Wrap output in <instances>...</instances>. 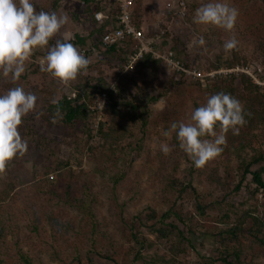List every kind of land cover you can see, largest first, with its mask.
<instances>
[{
	"label": "rangeland",
	"instance_id": "374dc122",
	"mask_svg": "<svg viewBox=\"0 0 264 264\" xmlns=\"http://www.w3.org/2000/svg\"><path fill=\"white\" fill-rule=\"evenodd\" d=\"M203 2L135 0L132 9L154 48L214 73L199 78L150 58L128 66L133 41L103 45L93 14L110 15L115 0H33L69 16L49 44L70 41L90 63L62 82L41 71L47 49L37 47L17 81L0 74V94L22 86L37 96L18 126L28 150L0 171V264H264V192L250 174L264 180V0H230L239 9L232 33L193 22ZM233 34L238 45L225 52ZM100 88L113 94L103 105ZM221 91L241 101L246 123L195 167L175 132L161 133ZM74 95L87 110L68 123L54 104ZM142 95L156 97L144 125L130 112Z\"/></svg>",
	"mask_w": 264,
	"mask_h": 264
},
{
	"label": "clouds",
	"instance_id": "9594fccd",
	"mask_svg": "<svg viewBox=\"0 0 264 264\" xmlns=\"http://www.w3.org/2000/svg\"><path fill=\"white\" fill-rule=\"evenodd\" d=\"M238 16L239 9L230 0H206L195 9L192 19L196 24L212 25L232 33ZM68 21L67 14L37 10L33 0H0V74L17 81L25 72L31 53L39 47L47 49L41 71L62 82L75 79L78 73L86 70L89 59L70 41L57 40L49 44ZM194 43L204 45V36H199ZM237 45L238 39L233 34L222 47L228 52ZM36 102L35 93L22 86L11 87L0 94V171L14 157L28 150V141L22 137L18 126L24 116L34 111ZM245 123L241 101L221 91L209 95L205 103L194 108L188 120L172 122L170 129L161 134L170 138L175 132L179 147L188 154L194 166L203 167L223 151L229 129L238 133V126ZM159 149L168 154L172 147L160 142Z\"/></svg>",
	"mask_w": 264,
	"mask_h": 264
},
{
	"label": "built area",
	"instance_id": "2783aa9c",
	"mask_svg": "<svg viewBox=\"0 0 264 264\" xmlns=\"http://www.w3.org/2000/svg\"><path fill=\"white\" fill-rule=\"evenodd\" d=\"M135 0H115L114 7L111 14L108 15L101 10L94 12V18L98 22L109 20V28L104 31L101 42L103 45H111L120 40H131L137 44V50L130 56L128 66H132L137 59L142 57L144 53H150L153 58L161 60L165 65L173 68L175 71H182L194 77H201L205 75L212 76L213 72L201 74L195 69L185 68L179 60L174 58V53L171 49L161 51L155 49L151 41L146 39L145 34L141 28H138L132 18V9ZM114 18L112 20L111 18ZM162 31L155 32L154 38H158ZM178 65V66H177ZM127 67V66H126ZM256 82H258L255 79ZM108 100L106 94L102 93L97 99V104H105ZM102 102V104H101Z\"/></svg>",
	"mask_w": 264,
	"mask_h": 264
},
{
	"label": "trees",
	"instance_id": "16d2710c",
	"mask_svg": "<svg viewBox=\"0 0 264 264\" xmlns=\"http://www.w3.org/2000/svg\"><path fill=\"white\" fill-rule=\"evenodd\" d=\"M111 19L115 21V19L113 17ZM136 26L138 28H140L137 24H136ZM101 28L103 29V32L100 36V39H99L100 41H101V37H102L104 31L109 28V20H104L102 22H99V29H101ZM76 37H77L76 41L81 42L82 39L80 37H78L77 35H76ZM130 41H131L130 39L129 40L123 39V40L117 41L111 45H107V47L110 50H112L115 47H117L119 44H123V43L130 42ZM155 49H158V48H155ZM142 57L150 58L155 62H157V61L162 62L159 59L153 58L150 53H144V55ZM174 58L176 60H179L185 68L197 70L196 68H193L190 65H188L187 63L183 62L182 59L178 55H176L175 53H174ZM175 72L178 75H183V76L187 74V73H184L182 71H175ZM241 76H242V78L244 77L245 79L250 80L248 76H244L243 74H241ZM206 81L208 83H210L211 81H213V79H212V77L207 76ZM98 92H99V94H102V93L106 94L108 99H111L112 95H113L110 90H105L104 88H100ZM154 99H156L155 96L142 95L140 97V99L138 100L139 103H130V109H131L130 112L134 113L136 115L138 113L139 119L142 121L143 125L145 124V118L144 117H145V114L147 112L146 106L149 102H151ZM113 105H115V104L112 103V106ZM54 106L63 113V118L68 123H71L80 117H84L86 110H87L86 109V103L84 102V100H82V97H80L79 95H74V97H65L64 96L61 99H59L54 104ZM245 172H249V171H247V169H246ZM250 174H251L252 182L256 185L257 189H261L264 192V180L261 177L260 170L252 171V172H250ZM24 263L30 264L27 259L24 260Z\"/></svg>",
	"mask_w": 264,
	"mask_h": 264
},
{
	"label": "crops",
	"instance_id": "0c3cea01",
	"mask_svg": "<svg viewBox=\"0 0 264 264\" xmlns=\"http://www.w3.org/2000/svg\"><path fill=\"white\" fill-rule=\"evenodd\" d=\"M98 10H101V9H98ZM102 11V10H101Z\"/></svg>",
	"mask_w": 264,
	"mask_h": 264
}]
</instances>
